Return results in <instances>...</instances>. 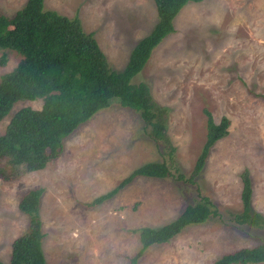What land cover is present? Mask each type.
Here are the masks:
<instances>
[{
  "label": "rangeland",
  "instance_id": "obj_1",
  "mask_svg": "<svg viewBox=\"0 0 264 264\" xmlns=\"http://www.w3.org/2000/svg\"><path fill=\"white\" fill-rule=\"evenodd\" d=\"M26 0H0L10 18ZM44 9L76 17L97 41L115 72L126 66L133 46L157 22L153 0H44ZM173 32L153 50L132 85L147 84L165 116L168 148L147 137L139 116L118 104L98 112L63 141L60 156L40 172L13 182L0 180V262L8 264L13 241L28 219L20 198L42 188V250L47 264H131L140 250L137 230L174 221L187 205L210 200L218 211L168 243L146 249L135 264H212L239 249L264 243V230L235 223L242 212L241 176L251 182V211L264 220V0L188 2L174 18ZM0 78L21 57L12 51ZM41 100L21 101L0 122L3 134L13 114L39 110ZM229 120L228 135L211 150L189 183L205 142L206 117ZM172 149V153L169 150ZM170 156L171 170L187 180L137 178L112 199L88 208L136 168Z\"/></svg>",
  "mask_w": 264,
  "mask_h": 264
},
{
  "label": "trees",
  "instance_id": "obj_2",
  "mask_svg": "<svg viewBox=\"0 0 264 264\" xmlns=\"http://www.w3.org/2000/svg\"><path fill=\"white\" fill-rule=\"evenodd\" d=\"M153 2L157 22L151 32L135 44L121 72L110 68L97 41L85 33L76 17L45 10L44 0H26L10 18L0 14V50L12 51L21 57L12 71L0 78V122L18 102H42L39 110L25 107L16 111L0 135L1 181L13 182L25 174L43 171L60 156L66 138L113 104L136 113L147 137L157 148L169 147L163 110L153 102L147 84L132 85L131 80L145 67L153 50L173 32L172 22L182 7L199 0ZM4 63L5 55H2L0 65ZM203 114L206 117L205 142L189 183L201 173L216 143L228 135L226 117L215 123L209 111L204 109ZM170 156L168 160L136 168L111 191L86 206L92 208L112 199L137 178H173L187 182L177 170H171ZM241 179L242 212L233 216L234 221L240 226L264 230V220L251 211L252 189L248 174L244 172ZM42 194V188H35L20 198L18 210L27 217L28 226L13 241L8 264H47L39 213ZM216 216L218 211L210 200L199 196V201L187 205L171 223L158 229L137 230L141 247L130 263L135 264L149 247L168 243L185 229L203 225ZM212 264H264V243L223 255Z\"/></svg>",
  "mask_w": 264,
  "mask_h": 264
},
{
  "label": "crops",
  "instance_id": "obj_3",
  "mask_svg": "<svg viewBox=\"0 0 264 264\" xmlns=\"http://www.w3.org/2000/svg\"><path fill=\"white\" fill-rule=\"evenodd\" d=\"M134 46H135V45H134ZM134 46H133V47H134ZM124 68H125V67H124Z\"/></svg>",
  "mask_w": 264,
  "mask_h": 264
}]
</instances>
